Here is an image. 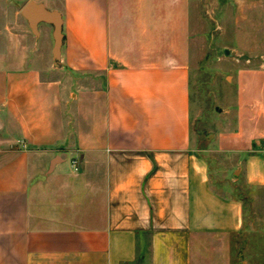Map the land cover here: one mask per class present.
I'll return each instance as SVG.
<instances>
[{
  "label": "crops",
  "instance_id": "1",
  "mask_svg": "<svg viewBox=\"0 0 264 264\" xmlns=\"http://www.w3.org/2000/svg\"><path fill=\"white\" fill-rule=\"evenodd\" d=\"M5 1L0 264H231L243 201L193 143L195 0ZM29 2L59 14L57 54ZM252 49L216 142L264 191V39Z\"/></svg>",
  "mask_w": 264,
  "mask_h": 264
},
{
  "label": "rangeland",
  "instance_id": "2",
  "mask_svg": "<svg viewBox=\"0 0 264 264\" xmlns=\"http://www.w3.org/2000/svg\"><path fill=\"white\" fill-rule=\"evenodd\" d=\"M16 5L0 0V12ZM192 13L198 52L191 77L193 143L206 157L214 185L243 201L231 264H264V191L245 185L235 172L236 158L216 142L234 118L236 76L251 64L252 47L263 45L264 0H195Z\"/></svg>",
  "mask_w": 264,
  "mask_h": 264
},
{
  "label": "water",
  "instance_id": "3",
  "mask_svg": "<svg viewBox=\"0 0 264 264\" xmlns=\"http://www.w3.org/2000/svg\"><path fill=\"white\" fill-rule=\"evenodd\" d=\"M22 14L27 18L31 28L37 29V25L41 21L50 22L54 25V38H55V53L57 54L61 45V20L56 11H51L44 8L40 4L33 2L27 3L23 9Z\"/></svg>",
  "mask_w": 264,
  "mask_h": 264
},
{
  "label": "built area",
  "instance_id": "4",
  "mask_svg": "<svg viewBox=\"0 0 264 264\" xmlns=\"http://www.w3.org/2000/svg\"><path fill=\"white\" fill-rule=\"evenodd\" d=\"M71 165H72L75 169H77V168H78V165H79L78 160H77V159L72 160Z\"/></svg>",
  "mask_w": 264,
  "mask_h": 264
}]
</instances>
